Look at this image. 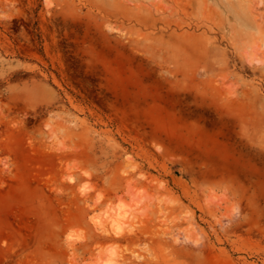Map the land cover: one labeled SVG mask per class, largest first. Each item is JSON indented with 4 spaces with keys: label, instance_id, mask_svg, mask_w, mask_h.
I'll return each instance as SVG.
<instances>
[{
    "label": "rangeland",
    "instance_id": "374dc122",
    "mask_svg": "<svg viewBox=\"0 0 264 264\" xmlns=\"http://www.w3.org/2000/svg\"><path fill=\"white\" fill-rule=\"evenodd\" d=\"M108 256L264 264V0H0V264Z\"/></svg>",
    "mask_w": 264,
    "mask_h": 264
},
{
    "label": "bare ground",
    "instance_id": "6f19581e",
    "mask_svg": "<svg viewBox=\"0 0 264 264\" xmlns=\"http://www.w3.org/2000/svg\"><path fill=\"white\" fill-rule=\"evenodd\" d=\"M84 38H90L89 41L91 43V45L93 47H95L97 44H102L104 45L105 42L101 41V40H98V37L95 36L94 34H92L91 32L87 31L84 36ZM111 48H113V60H116V61H119L121 63H124V64H132L133 62V58L132 56H130L128 53H125L123 51H120L115 45L113 44H110ZM109 48L108 51L111 49ZM139 66H140V71L142 73V75L144 77H150V72L149 71H146L145 70V67L143 66V64L140 62V61H137ZM143 76H140L139 79H142ZM151 82H152V85L154 87H157L160 85L161 81L159 78H151ZM113 91H118L117 89H114V86H113ZM140 94V93H139ZM161 95H164L165 98L167 99H174V100H178V97H179V94L177 93V90L174 88L172 89H167L164 93H162ZM119 97H120V100L123 99V98H126L127 101L129 100L128 96L124 93H121L119 92ZM131 100V99H130ZM133 100H136L135 98L132 99L131 101ZM220 130V129H219ZM220 134H218V136H220ZM222 135L227 139L229 140L230 139V136H229V133L226 131V132H222ZM228 144V143H227ZM230 149H232V146L230 144H228ZM120 201V200H119ZM117 203V202H116ZM124 208H125V205L123 203H118L116 204V211L115 213L113 214V218H111L109 221H110V227L111 229H113L114 232H120L121 229H122V225H123V216H124ZM112 251V250H111ZM110 256H108L107 258L103 259L102 261L98 262L97 264H110Z\"/></svg>",
    "mask_w": 264,
    "mask_h": 264
}]
</instances>
